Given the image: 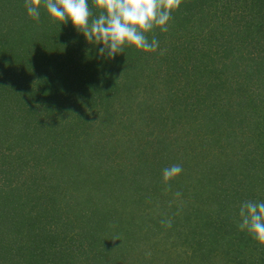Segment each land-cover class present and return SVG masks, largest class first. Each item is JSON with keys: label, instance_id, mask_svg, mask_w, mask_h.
<instances>
[{"label": "rangeland", "instance_id": "obj_1", "mask_svg": "<svg viewBox=\"0 0 264 264\" xmlns=\"http://www.w3.org/2000/svg\"><path fill=\"white\" fill-rule=\"evenodd\" d=\"M200 1L195 0V3ZM23 4L24 0H0V29L3 30L0 36L7 37L3 49L7 41L20 48L25 46L26 36H32L38 46L49 45V38L53 57L40 66L37 65L41 59L28 60L23 70L17 71L13 65L0 68L1 74L3 71L11 75L6 83L2 74L3 85H10L12 94L22 97L24 104L36 102L41 114L38 122L46 123L49 131L52 123L57 122L58 129L64 126L61 129L64 131L65 125L73 119L81 120L78 128L66 125L61 144L67 140L71 146L75 135L79 140L78 148L74 149L77 155L69 158L72 161L65 167L61 164V169H53L56 165L50 167L43 160L49 146L39 149L38 141L33 139L23 143L16 139L13 144L2 145L0 132V190L37 188L27 207L36 205L33 216L43 201L48 209H57L56 217L53 212L50 215L44 212L38 217L45 226L44 234L53 237L50 233H56L54 238L49 237L51 240L62 234L69 235L80 221L97 220L96 213L101 209L113 212L111 217L115 221H110V213L107 214L109 232L102 234L111 254L106 251L104 257L98 258L82 249L77 259L84 261L83 264H264V245L250 235L245 233L244 243H237L238 249L233 244L235 249L230 254L226 253L228 242H224L231 236L230 232L239 230V205L245 200L264 201V99L260 103L254 99L255 92L250 91L255 89L256 76L252 73L249 79H244L238 75L241 67L237 72L222 67L226 72L225 83L214 91L196 94L192 88L202 85L205 78H198L196 66L191 65L195 58L189 62L187 56L188 53L194 56L197 51L195 57L203 58L206 51L214 53L215 43L222 45L218 34L224 29L217 20L211 21L215 9L220 23L242 21L246 12L257 22L259 17L264 18V0H204V20L197 13L200 5L185 14L187 19L183 18L181 9L176 10L172 12L167 32H160L159 28L153 30L154 35L161 34L165 39L156 52L126 47L124 53L111 59L98 57L100 45L87 43L70 20L60 25L53 23L42 7L37 23L27 16ZM259 30L261 42L264 26ZM253 38L254 44L255 34ZM161 50H166L163 55ZM230 54L236 60L240 58L237 50ZM222 59L226 60L224 57L212 59L211 65L220 66ZM43 79L69 90L60 100L65 104L58 107L55 103L44 109L51 103L38 89L41 83L45 84ZM94 81L98 84L94 85ZM65 91H60L61 95ZM82 93H87L89 100H73ZM8 94L4 95L8 97ZM173 100L174 104L170 105ZM70 102L74 104L71 106H76L74 110L67 109ZM2 108L0 100V112ZM78 110L83 117L76 116ZM228 126L232 129L228 130ZM81 137L87 141L80 142ZM240 145H244L245 154L260 167L263 175L257 171L256 175L248 176L236 165L234 156H228L232 154H229L230 146ZM250 146L257 151L249 150ZM22 151L26 152L24 157L35 159V172L27 165L21 167V161H11V155ZM153 153L156 155L152 156ZM161 159H165L164 163ZM27 161L31 163L30 159ZM175 164L181 165L183 171L165 185L162 170ZM120 178L127 180L121 187ZM236 184L241 185L240 188H236ZM223 188L226 191H222ZM177 192L179 197L175 195ZM221 196L226 198L225 203L220 202ZM231 196L243 198L232 203L227 201ZM168 219L172 220V226L162 229L161 221ZM62 223L69 227L65 228ZM216 231L227 236L217 242L213 239ZM19 235L13 240L20 241ZM116 235L119 240L115 239ZM10 237L0 224V245L10 242ZM78 237L84 239L80 235L75 239L66 236L63 244L52 242V247L61 246V251L53 252L55 264H63L64 260L71 262L72 248L80 244ZM28 244L30 246V240ZM18 253L15 252L16 256ZM27 253L31 264H37V252L32 245ZM8 254L11 253L5 246L0 253V264H4L1 256ZM17 261L25 264L23 258L10 255L9 262Z\"/></svg>", "mask_w": 264, "mask_h": 264}, {"label": "trees", "instance_id": "obj_2", "mask_svg": "<svg viewBox=\"0 0 264 264\" xmlns=\"http://www.w3.org/2000/svg\"><path fill=\"white\" fill-rule=\"evenodd\" d=\"M203 2L204 0H201L199 3H195V0H182V3L178 10L181 9L183 11V18L187 19V16L185 14L190 13L191 9H193L195 6L197 7V5H200L201 7L197 11V13H199L198 15L199 17L203 18L204 16H206L203 14V9H202ZM205 5H208V4H205ZM216 12H217V9L214 10L213 12L214 15L212 16L211 21L217 20L218 25L223 27L224 31L221 28L218 34V38H221L223 42H221L222 45L215 43L216 47L212 49V51L214 52L213 54H209L208 51L206 52L203 51L204 52V54L202 55L203 58L195 57L198 54L197 51L194 56H192L190 53L187 54L189 58V62L195 58V60L193 61L194 64H191L192 66H196L197 70L199 71V72L198 71L195 72V74H197L198 78H205V81L202 80L203 82H201L202 85H197L193 87L192 89H195L196 94L198 93L205 94L210 91H214L218 86L220 87L225 83L226 79L224 78V76H226L225 75L226 72L222 71L223 70L222 67L230 71L235 70L236 72L241 67L242 70H240V73H238V75L242 76L244 79H249L252 73L256 76L255 89H252L250 91L255 92L254 99L256 98L261 103L262 100L264 99V41H261V42L259 41L258 34L262 33L259 29L261 28L263 30L264 18L259 17L257 22L256 21L254 22L252 21V18L250 17V16L253 17V15H248V13L246 12L242 21H238V22L232 21L228 23H226L225 21L224 23H220L221 19L219 18L218 15H215ZM195 17L197 16L195 15ZM233 18L236 19V16ZM0 31H3L2 28L0 29ZM211 33H213V35H216L215 31H211ZM254 34L256 35V38H255L256 40L254 41V44H253V42L251 41L254 39L253 38ZM153 35H154L153 32L148 34L149 40H151ZM2 36H0V68L5 69L9 65H13L14 69L18 71V69H21V70H23V68L25 69V66L28 60L41 59L42 61L39 64L36 63L38 64L37 66H40L44 60L48 62L52 60L51 57L53 56L50 52L53 49L51 46L53 44L51 43L49 38H48L49 45L44 44V46H41V45L38 46L34 43L35 41L32 36L31 37L26 36L27 40H26L25 46L20 48L19 46H15V44L12 43V41H7L8 45L5 49H3L2 45L4 44V41L7 39V37L6 35L3 37ZM154 36L156 38L159 37L158 39L159 43H162V41L165 40L161 34L159 36L158 35H154ZM22 40L23 38H21V42ZM249 45H250V48H248ZM44 47H46V51H44ZM235 50L239 51V55H240V58H238L237 60L233 56H231L233 54H230ZM45 52H48V54H46ZM223 57L226 60L222 59L220 61L221 62L220 66L211 65L214 63L212 62L213 61L212 59L223 58ZM14 60H16L15 61L16 65L13 63ZM238 60H240L241 62L239 65H237L236 63ZM225 63H227V65H225ZM11 67L12 66H10V68ZM250 69H253V72H251ZM192 71L194 70L189 69V72L194 73ZM2 74H3V77L6 83H8L9 76L11 75H9L7 72L3 73V71H2ZM2 74L0 72V90H1L0 100L3 103L2 112H0V121H1L0 132L2 134V137H1L2 138L1 142L3 143L2 145H6L7 143L13 144L15 143L16 139L23 140L22 143L28 141L29 139L37 140L39 143L38 148L39 147L42 148L43 146H46L47 148L49 146L48 151L47 152L45 151L44 156H43L45 165H48L50 167L56 165V167H52L53 169H57V167L61 169V166H60L61 164H63V166L65 167L67 163L69 164L72 161L69 158H71L73 154H76L74 149L78 148L77 143L79 139L77 138L78 135L76 136L74 133L76 130H74L73 132L75 137L72 141L71 146H68L67 140H65L64 145H62L61 144L63 141L62 137L66 133L67 126L69 124H73L78 128L81 120H78L77 118L73 119V121L66 124L67 126L65 125L64 131L61 130L64 126L58 129L57 122L52 123L51 131H49L50 129L48 128L46 123L38 122L39 117H41V114L39 113V106L35 105L36 102H34V104L33 103L24 104L22 97L21 98H18L17 96L15 97V94H12V91H11L12 87H10V85L6 83L5 85H3L4 83L2 82L3 80ZM43 82H44V79H43ZM47 82H50V84H48ZM47 82H44L45 84L41 83L40 87H38V89L41 91L42 97L43 98L46 97L47 102L51 103L50 105H48V107L44 106V109H48L52 107V105L55 103L59 104L58 107H60L62 104H65V102H61L60 100H63V97H65L66 93L69 92V90L53 86L50 79ZM232 83L237 84L235 80H232ZM93 84L94 85L98 84V82L94 81ZM113 85L114 84H112V86ZM100 88L101 87L98 86V90ZM7 89L8 91H5ZM60 91H65V92H63V95H61L62 92ZM5 93H9L8 97L9 96L11 97L13 95L12 98L6 97V95H4ZM171 93L169 94L171 95ZM76 97L73 100H76L77 102H80L79 100H83V101L89 100V95L87 93H82L81 95H78ZM8 99L12 100V103ZM66 102L67 104H69L68 101ZM72 104L73 103L70 102V105L67 107V109L73 108L74 110L76 106H71ZM173 104H174V100L170 105H173ZM62 108H64V106H62ZM78 115H79V118L81 116L83 117L82 112H80L79 110L76 112L77 117ZM4 121H6L7 125L2 123ZM227 129L231 130L232 128L229 129V126H228ZM59 131L62 133H59ZM43 133H44V136H42ZM81 138H84V137H81ZM81 138H80V142L83 143L87 141L85 138L84 139H81ZM263 141H264V136H263ZM51 146H53L54 148H52ZM64 146L65 148L63 149ZM166 147H167V144L164 146V148L166 149ZM60 148L62 149V151H60ZM249 150L257 151V148L250 146ZM141 151H143V149ZM244 151H246L244 149V145H240L239 147L230 146L229 154L231 153L232 154L231 155L227 154V155L231 157L233 155L236 165L242 169L241 171L245 170V174L248 173V176L251 173H254V175H256L257 171H261L262 172L261 174L263 175V171L260 170V167L258 165H255L252 158L247 157ZM27 154L29 156H31L30 154L34 155V153H27ZM24 155H26V152H23V151L18 153V155H11V161L12 160L21 161L20 162L21 167H25L27 165L31 167L33 171L34 169L37 170L36 168L37 165L34 162L35 159L33 157H24ZM155 155L156 154L153 153L152 156H155ZM147 156L148 154H146V157ZM28 159H30L31 163L27 161ZM161 160L164 163L165 159H161ZM153 169L154 168L151 167V171ZM227 173L228 172H226L224 176L227 175ZM148 175L150 176V172ZM124 180L125 179L123 178V180L121 181V178H120L119 187H121L127 181L125 180L124 182ZM228 186L229 185H227L226 188ZM240 186L241 185L236 184V188H240ZM36 189L37 188H23V189L22 188H8L7 189L6 188L4 192L0 190V219H1L0 224L3 226V229L9 233V236H11L9 238L10 242L4 241L7 244L4 245V242H3L2 245H0V253L4 251L5 246L11 253L5 256H1L4 259L3 263L12 264V262H9V257L10 255H13L17 259L20 257L23 258L25 261V264L27 262H29L28 264H31L32 262L31 259L29 258L28 260L26 258V255L28 254L27 252H29V247L32 245V248H34L35 252H37V256H38L37 264H45V263L55 264L56 262L52 259L56 255L55 253L57 252V250L61 249V246L58 244H55L52 247V242L61 241L63 244V240L66 238V236H68L69 238L75 239L77 235L84 236V239L83 237H78L77 240H79L78 242L80 244L79 245L76 244L77 246H74L72 248V254L74 255L71 259V262H68V261L65 262L64 260L63 264H77V263L83 264L84 261H80L77 259L82 255V252H81L82 249H85L84 253L94 255V257L99 258L101 255L102 257H104V254L106 251L109 250V247L107 244H105L104 242L105 237H102V234L104 231L109 232L108 229H109L110 224H109L108 218L110 219V221H115V219L111 217V214L113 212L110 213L109 209L107 210L101 209L96 213V217L98 218L97 220L95 221L89 220L86 222H81L79 220L80 223H76L74 230H72V232L69 233V235L62 234L59 237H55V240H51L50 238H54L56 233L54 232L50 233L51 235H53V237H50L44 234L45 226L44 224L43 225L40 224L38 217L43 215L44 212L47 215H50L53 212L52 214L53 215L55 214V217H56L58 215V212H57V209L53 210V209H48L47 207H45L43 204L46 203V201H43V202H40L42 203L41 205L37 206V209L33 216L32 212L35 210L36 205L30 206L29 208L27 206L29 203H31L33 199L31 198V196L32 194L36 193ZM222 191H226V189L223 188ZM241 197L231 196V198H228L227 201L228 202L231 201L233 203L237 201V199H240ZM226 198H227V195H226ZM226 198H223L221 196L219 200L220 202L225 203L224 200ZM107 214H109L108 218L106 217ZM104 218L107 219V222H105ZM45 219L47 220L46 215H45ZM64 225H66L65 228L67 226L69 227V224L65 223ZM113 228L115 229V231H117L115 227ZM162 229H165V226H163ZM79 230H83V232L80 234L78 233ZM217 233L218 232L216 231L213 237V239H215V241L217 242L221 238L223 237L225 238L227 236L226 233H222V235H220L219 233L217 234ZM230 233H231V236H228V239L224 241V242H228V245H229L228 250L226 252L227 254H230V252L233 249H235V248H232L233 244L237 245L236 248L238 249L237 243L240 242V245H242L244 243L243 236L245 235V233L248 234L247 232L240 231V230L230 232ZM17 234H20L19 237L21 239L18 242H16L17 240H13ZM28 238L30 240V246H28L29 245ZM82 242H84L83 244L84 246L81 244ZM16 251L19 252L17 256L15 254ZM108 252H109L108 254H111L110 251ZM21 262L23 263V260H21ZM19 263L20 261H17L14 264H19ZM237 264H241V262H238Z\"/></svg>", "mask_w": 264, "mask_h": 264}, {"label": "clouds", "instance_id": "obj_3", "mask_svg": "<svg viewBox=\"0 0 264 264\" xmlns=\"http://www.w3.org/2000/svg\"><path fill=\"white\" fill-rule=\"evenodd\" d=\"M181 3L182 0H24L23 6L27 16L37 23L42 7L53 23L60 25L70 20L87 43L100 45L98 57L111 59L124 53L126 47L156 52L159 40L154 35L149 40L148 34L156 28L167 32L172 12L178 10ZM182 171L179 164L164 168L162 182L167 185ZM175 195L179 197L180 193ZM238 216V229L264 245V201L242 202ZM161 223L166 228L172 226L171 219ZM119 238L115 237L116 240Z\"/></svg>", "mask_w": 264, "mask_h": 264}]
</instances>
